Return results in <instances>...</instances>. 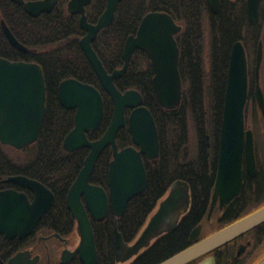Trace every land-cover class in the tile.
Segmentation results:
<instances>
[{
  "label": "trees",
  "instance_id": "obj_1",
  "mask_svg": "<svg viewBox=\"0 0 264 264\" xmlns=\"http://www.w3.org/2000/svg\"><path fill=\"white\" fill-rule=\"evenodd\" d=\"M66 4L67 0H59L51 12L31 16L21 5L0 0V19H4L15 37L28 48L23 52L13 47L0 25V56L40 64L46 86V110L37 140L20 149L0 143V190L7 187L20 189L5 181L11 175H24L42 182L53 192L54 201L38 222V229L45 234L57 232L70 237L74 234L76 222L67 208L66 194L88 148L67 151L63 146L64 137L74 126L75 110L60 103L58 85L63 79L74 77L94 85L101 92L104 114L98 128L88 132L91 140L105 132L112 116L113 101L102 88L80 47L79 41L85 32L80 26L79 15L68 13ZM105 6L106 0H92L86 7L88 21L95 22ZM150 11L167 12L182 26L175 35L179 47L182 96L174 108L160 105L152 85L154 70L140 49L133 52L126 71L114 80L122 92L132 88L142 94L143 104L151 110L156 121L160 151L157 158L144 159L147 185L127 202L124 213L114 217L109 212L106 218L92 221L97 249L95 264H158L264 205V149L263 157H260L255 145L256 176L245 177L242 192L223 212L214 210L208 218L217 173L230 48L240 30L236 10L225 11L221 3L218 11L213 13L206 0H121L112 23L101 28L92 41L108 72L123 65L125 40L136 33L141 19ZM206 33L209 36L207 69L203 59ZM260 70L263 82L264 64ZM253 75L252 68V117L257 121L260 109L256 105ZM261 117L264 118L262 113ZM116 141L119 148L131 144L127 124L117 132ZM112 158V148L108 145L96 161L91 183L107 188ZM177 180L188 182L190 206L182 212L176 227L153 238L129 260L117 261L114 223L123 240L133 242ZM199 224H202L200 235L190 241L191 231ZM246 238L253 248L245 256H237L239 242ZM10 246L11 240L0 234V264ZM206 256H213L215 264H255L264 257V223L188 264H196Z\"/></svg>",
  "mask_w": 264,
  "mask_h": 264
},
{
  "label": "water",
  "instance_id": "obj_2",
  "mask_svg": "<svg viewBox=\"0 0 264 264\" xmlns=\"http://www.w3.org/2000/svg\"><path fill=\"white\" fill-rule=\"evenodd\" d=\"M22 5L26 13L38 16L50 12L58 0H12ZM121 0H106V6L95 23L87 19L86 5L91 0H68L67 10L80 14L79 23L85 31L80 46L93 70L99 77L104 91L113 101L110 122L101 137L90 140L87 133L100 125L104 114V102L98 88L74 77L65 78L58 85V99L67 109H74V126L66 134L63 146L67 151L87 147L88 153L75 180L66 194V205L76 221L80 237L76 251L82 264L97 262V249L91 220L106 218L109 211L121 216L127 202L141 193L147 185V174L143 155L148 159L159 156L158 129L151 110L143 104L136 89L121 91L114 79L126 70L132 53L139 48L145 51L154 69L152 84L162 107L174 108L181 100L182 79L179 71V48L174 35L181 30L173 17L164 11H150L140 21L136 34H130L124 45L123 66L108 72L92 46L99 30L108 26L115 17L117 4ZM261 0H247L250 22L259 19ZM213 13L219 9L220 0H207ZM9 43L19 51L26 52L23 45L11 32L6 22L0 21ZM262 48L256 53L254 95L257 106L264 116V92L260 85ZM247 67L244 49L239 41L232 45L226 74V87L222 109L218 163L215 184L208 212L210 218L217 202L222 208L243 187V164L246 172L255 177L257 173L254 134L245 128L244 107L247 99ZM46 86L42 68L36 62L9 60L0 56V143L17 149L37 140L42 129L46 110ZM130 109L126 117V110ZM128 125L133 145L119 149L116 135L120 128ZM110 145L113 158L109 163L108 192L90 182L95 163L103 149ZM30 190V201L25 192L15 188L0 190V234L5 239L23 238L31 233L41 216L54 201L53 192L43 183L24 175H11L5 179ZM190 206L188 182L175 181L167 195L160 201L154 213L132 243H126L114 223V253L117 261L125 262L149 245L151 240L163 232L176 227L183 211ZM264 223V205L255 211L231 222L216 232L195 241L158 264H188L214 249H217L251 229ZM202 225L190 233L195 240ZM241 244L240 256L247 248ZM30 256L20 252L9 259V264H32ZM256 264H264V257Z\"/></svg>",
  "mask_w": 264,
  "mask_h": 264
},
{
  "label": "flooded vegetation",
  "instance_id": "obj_3",
  "mask_svg": "<svg viewBox=\"0 0 264 264\" xmlns=\"http://www.w3.org/2000/svg\"><path fill=\"white\" fill-rule=\"evenodd\" d=\"M26 1H28V0H26ZM58 1H57V3H58ZM206 2H207V0H206ZM67 3H68V0H67ZM221 3L223 4V8L225 9V11L227 10L228 12H230V11L233 12V11L236 10L235 11L236 12V18H237V20L239 21V24H240V30H239V33H238V37L232 42L231 48H232V45L235 42L239 41L241 43L243 49H244V53H245V57H246V67H247V80H248L247 99H246V103H245V107H244V119H245V128L246 129L249 128V129L252 130V64H253L254 71H255L256 53L258 51L259 45H261V48H262V62H261V66H262V63L264 61V40H263V37H262V33H264V0L260 1V4H259V19H258V21L255 24H252V22H250V20H249L248 11H247V0H220L219 7H220ZM56 4H55V6H56ZM55 6H54V8H55ZM86 7H87V5H86ZM66 9H67V4H66ZM85 12H86V9H85ZM43 13H49V12H43ZM70 14H72V13H70ZM78 15L80 17V14H78ZM1 19H3V18H1ZM1 19H0V21H1ZM95 22H91V23H95ZM0 25H1V23H0ZM1 28H2V26H1ZM181 28H182V26H181ZM175 35H174V37H175ZM176 42H177V40H176ZM124 45H125V43H124ZM177 45H178V43H177ZM231 48H230V51H231ZM137 49H139V48H137ZM123 50H124V48H123ZM140 50H142V49H140ZM142 51L145 53L144 50H142ZM252 54L254 55L253 58H252ZM122 58H123V53H122ZM129 62H130V60H129ZM123 63H124V61H123ZM254 87H255V85H254ZM57 92H58V90H57ZM129 112H130V109H127L126 110V117L129 114ZM87 136H88V133H87ZM93 140H95V139H93ZM130 145H133L132 140H131V144ZM130 145H127V146H130ZM119 149H122V148H119ZM144 159H148V158H146V156L143 155V161H144ZM148 160H151V159H148ZM144 165H145V163H144ZM245 177L252 178L246 172L245 165L243 164V187H244V183H245ZM8 183H12L13 185L19 187L20 189H17L16 187H7V188H15V189H17L19 191H23V192L26 193V195L28 196L29 200L30 201L32 200L33 194H32V192L30 190H28V189H26L24 187H21V186L15 184L13 182H8ZM101 187H103V186H101ZM243 187H242V190H243ZM104 189L106 190V192H108V184H107V188H104ZM242 190H241V192H242ZM230 203L231 202H229L228 204H226L225 206H223L221 208L219 206V202H217V204L215 205L213 211L214 210H219L220 212H223ZM109 212H111V211H109ZM42 216H41V218H42ZM41 218L38 220V222L41 220ZM92 221L93 220H91V224H92ZM38 222L34 226V228L31 231V233L28 234L27 236H25L23 238L13 237L11 239H7V240H11V246H10L9 250L7 251V253L4 255V259L1 260V264H9V259L11 257H13L14 255H16L17 253H20V252L25 253V256L29 255L30 256V259H29L30 261H33V259H34L32 264H78V262H80L82 264V262L80 260V257H79V253L76 251V248H77V246L79 244V240H80V237H79V235H78V233L76 231V224H75L74 234L72 236L68 237V236H62V235H60L57 232H50L48 234L40 232V230L37 227L38 226ZM244 240H246V243L250 242L247 238L244 239ZM244 240H241L239 242V245L242 244V241H244Z\"/></svg>",
  "mask_w": 264,
  "mask_h": 264
},
{
  "label": "rangeland",
  "instance_id": "obj_4",
  "mask_svg": "<svg viewBox=\"0 0 264 264\" xmlns=\"http://www.w3.org/2000/svg\"><path fill=\"white\" fill-rule=\"evenodd\" d=\"M208 37L209 36L206 33V42H205V49H204L205 51H204V58H203L204 62H205L206 69L208 68V54H209V45H208L209 38ZM262 37L264 40V33H262ZM253 57H254V55L252 54V58ZM263 64H264V61H263L262 65ZM252 68L254 70L253 64H252ZM260 69H261V67H260ZM260 72H261V70H260ZM253 77H254V81H255V75H253ZM263 83H264V80L262 82V77H261V73H260V85H261L262 90L264 92V88H263L264 84ZM256 105H257V102H256ZM252 110H253V105H252ZM260 112L261 111L258 110L257 121H254L253 117H252V131L253 130L255 131V134L253 131L254 143L257 142L254 145H256V148L259 149L260 157H263L262 155H263V149H264V118L261 117ZM242 243H246V240L242 241ZM250 245L247 247L246 251L243 253L244 255L242 254L243 256H245L246 255L245 253H248L251 250V248H253V247H250ZM196 264H215V260H214L213 256H206L205 258L198 261Z\"/></svg>",
  "mask_w": 264,
  "mask_h": 264
}]
</instances>
